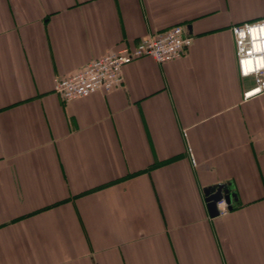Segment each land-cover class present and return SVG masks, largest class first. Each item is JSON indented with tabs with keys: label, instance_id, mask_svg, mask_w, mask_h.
<instances>
[{
	"label": "crops",
	"instance_id": "0c3cea01",
	"mask_svg": "<svg viewBox=\"0 0 264 264\" xmlns=\"http://www.w3.org/2000/svg\"><path fill=\"white\" fill-rule=\"evenodd\" d=\"M261 18L264 0H0V264H264V93L243 100L230 29ZM178 24L181 58L55 91Z\"/></svg>",
	"mask_w": 264,
	"mask_h": 264
},
{
	"label": "built area",
	"instance_id": "2783aa9c",
	"mask_svg": "<svg viewBox=\"0 0 264 264\" xmlns=\"http://www.w3.org/2000/svg\"><path fill=\"white\" fill-rule=\"evenodd\" d=\"M230 29L234 36L240 78L253 81L242 93L243 100H249L264 93V18L236 23ZM193 39L181 24L148 34L134 46H122L90 60L76 72L57 76L54 89L66 100L89 96L97 91L110 92L124 83L122 71L134 59L151 56L160 63L177 60L184 56ZM192 162L195 163L193 156ZM217 205L219 214L229 212L224 198Z\"/></svg>",
	"mask_w": 264,
	"mask_h": 264
},
{
	"label": "water",
	"instance_id": "95a60500",
	"mask_svg": "<svg viewBox=\"0 0 264 264\" xmlns=\"http://www.w3.org/2000/svg\"><path fill=\"white\" fill-rule=\"evenodd\" d=\"M206 201L210 210V215H219L218 202L219 200L225 199L226 202L230 203L232 195L229 192L227 184H219L216 187H211L206 190ZM232 207V206H231Z\"/></svg>",
	"mask_w": 264,
	"mask_h": 264
}]
</instances>
